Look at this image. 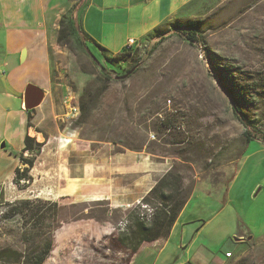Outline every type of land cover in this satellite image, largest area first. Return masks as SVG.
Masks as SVG:
<instances>
[{"label":"rangeland","instance_id":"1","mask_svg":"<svg viewBox=\"0 0 264 264\" xmlns=\"http://www.w3.org/2000/svg\"><path fill=\"white\" fill-rule=\"evenodd\" d=\"M187 14L167 20L140 39L128 38L135 41L130 50L125 42L118 53L109 52L105 60L85 55L75 40L49 47L55 102L49 109L52 114L45 130L30 124L33 132L41 131L43 142H48L44 153L58 159L52 161L53 172L61 165V173L67 170L70 177L81 175L87 165L91 169V156L99 150L103 156L145 153L160 163L162 170L179 173L189 195L195 186L200 190L202 182L215 188L209 196H192L187 206L191 217L205 218L218 209V183L233 173L243 149V128L231 114L223 85L241 88V108L264 131V0H196ZM187 22L197 24L202 46L191 45L172 34L171 24ZM154 33L169 35L145 57ZM88 45L97 55L92 44ZM120 53V58L114 57ZM102 66L112 72L110 82L98 96L90 116L81 123H70L71 119L65 117L67 102L78 106L81 95L87 99L97 94L104 82ZM150 105L158 106L161 114L178 110L177 129L185 137L181 144L166 145L167 151H153L156 155L151 154L150 147L159 144L161 138H169V130L161 137L151 130L157 115L145 111ZM138 140L144 144L140 150L126 146ZM256 146L252 145L251 151ZM81 177L73 181L80 184V188L74 186L79 189L73 195L55 200L59 206L54 224L44 223L45 233L39 240H50L51 249L42 264H130L135 252L126 238L122 212L138 205L142 198L128 207H114L92 193L90 178ZM119 181L133 184L125 176ZM131 191V195H136L137 190ZM68 192L73 193L72 189ZM231 195L237 200L234 212L247 220L253 230L233 244L226 264H264V153L254 154L251 163L242 169ZM244 195L248 201L243 200ZM86 216H105L109 221ZM28 229L16 217L0 219V248L25 250L30 243L25 239L33 233ZM169 248L159 254L158 264H165ZM134 264H149V260L140 253Z\"/></svg>","mask_w":264,"mask_h":264},{"label":"crops","instance_id":"2","mask_svg":"<svg viewBox=\"0 0 264 264\" xmlns=\"http://www.w3.org/2000/svg\"><path fill=\"white\" fill-rule=\"evenodd\" d=\"M79 1L0 0V187L5 201L30 197L55 201L60 197L73 195L80 188V184H74L73 181L83 176V179H91L93 194L103 197L114 204V207H128L147 194L168 171L162 170L161 164L154 162L145 153H107L103 156L99 150L91 156V169L87 165L81 175L70 177L67 170L61 173V165L52 171V161L58 159L44 153L48 142L42 140L38 141L43 142L41 153L37 155L29 171L31 182L23 189L13 183L15 168L23 167L19 156L24 147L25 135L32 137L31 132L42 135L41 131L33 132L34 127L45 130L46 121L52 114L49 109L55 100L50 76L49 47L56 44L59 19L66 10L76 8L79 26L86 36L115 54L123 48L128 38L140 39L169 19L183 15L187 17V12L196 2ZM37 100L39 103L36 106L25 107L38 102ZM71 105L74 104L68 101L65 114L67 118ZM28 116L34 127H27ZM63 138L68 137L64 135ZM252 145H257L253 150L255 153H251ZM262 153L264 144L259 141L248 143L232 178L218 183L221 186L220 190H216L220 192L218 209L205 218L191 217L187 206L193 195L200 193L202 196H209L215 192V188L212 190L209 183L203 182L198 185L200 190L195 186L168 235L143 242L130 264H134L140 253L144 260H149V264H158L159 254L168 247L165 264H226L225 253L230 252L233 244L240 242L246 232L253 230L247 220L234 212L233 204L237 200L232 197L231 190L233 191L242 169L251 163L254 154ZM23 156L30 155L24 152ZM123 176L129 178L134 186L130 181L121 183L119 178ZM68 180L72 182L69 183ZM144 181L149 184L144 185ZM206 184L209 186H204ZM76 185H79L78 189L74 187ZM70 189L73 193L68 192ZM131 189L137 190L136 195H131ZM246 195L243 200L248 201Z\"/></svg>","mask_w":264,"mask_h":264},{"label":"trees","instance_id":"3","mask_svg":"<svg viewBox=\"0 0 264 264\" xmlns=\"http://www.w3.org/2000/svg\"><path fill=\"white\" fill-rule=\"evenodd\" d=\"M171 29L172 34H175L189 44L202 46V35L199 32L197 24L194 22H187L185 24L174 23L171 24ZM168 35V33H154L149 45L145 49V57L150 56V54L164 39H166ZM72 40L78 41L83 53L93 59L99 57L105 60L109 53L106 48L100 46L91 38H88L82 31L77 20L76 8L68 10L60 17L59 28L56 35V43L60 46L66 45ZM88 43L92 44L96 49L97 55L92 53ZM130 49L131 48H128V50ZM120 55H122V53L114 57L118 59L121 57ZM101 70L104 75V82L101 85V88L98 89L95 96L93 95V98L89 96L86 99L83 95L80 96L78 105L79 114L72 124L81 123L90 116L95 108L98 96L106 89L110 82L109 80H111L112 72L106 70L103 66L101 67ZM136 70L137 68L132 73ZM223 88L230 103L231 114L243 128L241 134L243 149L238 156L239 159L250 141H259L264 144V131L255 125L246 112L241 108L239 97L241 88L239 86L233 87L232 85H223ZM145 111L150 115H157L155 121L151 124V130L158 133L159 137H161L165 131L169 130V133L166 135L169 138H161L159 144H154L150 147L151 154L156 155L153 151H167L166 145L181 144L185 140L183 133L177 129L180 125H176V121L179 120L178 110L175 109V112L161 114L162 112H159L158 106L150 105ZM143 118L144 117L141 119ZM142 121H146L145 118ZM26 125L28 128L32 126L30 124V116L27 118ZM147 126L148 125L146 124L144 127L146 128ZM30 134L33 133L31 132ZM33 136L35 137L34 134ZM34 137L25 135L24 147L19 156L23 167L15 168L13 183L17 185L19 189H23L31 182L29 171L33 167L36 156L39 155L43 146V142H37ZM143 145L144 144L141 140H138L135 144H126L131 150H140ZM24 152H28L30 156L24 157ZM183 159L186 160L185 158ZM232 176L233 174L229 179H231ZM188 197L189 191H186L183 187V177L179 175V173H176L174 169H170L156 181L150 191L142 197L138 205L122 212V218L124 223H126V238L130 239L129 247L131 251L136 252L143 242H150L166 237ZM105 205H107V203H105ZM58 206V203L55 201L38 198L17 199L11 202L5 201L3 198V191L0 187V219L12 220V218L16 217L21 220L24 228H29L28 232H33L31 233L32 237L28 236L25 239L26 241L30 240V243L23 251L11 246L1 247L0 264H42L51 249V243L50 240L40 242L39 239L45 233L43 230L45 226L44 223L48 221L54 224L58 212ZM141 206H144L143 209H147L149 214L146 213L147 211L141 209ZM86 217L96 219L93 216ZM98 219L102 222L109 221L106 220L105 216L97 218L96 220Z\"/></svg>","mask_w":264,"mask_h":264},{"label":"built area","instance_id":"4","mask_svg":"<svg viewBox=\"0 0 264 264\" xmlns=\"http://www.w3.org/2000/svg\"><path fill=\"white\" fill-rule=\"evenodd\" d=\"M134 43H135V41L133 39H128L126 41V44H125L126 45V48L132 47ZM78 114H79L78 106L71 105L70 106V115H69V118L71 119L70 120V123L73 122L77 118ZM225 256L226 257H229L230 256V253L229 252H226L225 253Z\"/></svg>","mask_w":264,"mask_h":264},{"label":"bare ground","instance_id":"5","mask_svg":"<svg viewBox=\"0 0 264 264\" xmlns=\"http://www.w3.org/2000/svg\"><path fill=\"white\" fill-rule=\"evenodd\" d=\"M40 92V91H39ZM40 95H42L41 94V92H40ZM38 101V100H37ZM36 103V102H35ZM35 103H32L31 105H28V106H32V105H34ZM36 106V105H35ZM34 134V133H33ZM35 136H36V139H37V141H42L43 140V137L41 136V134L40 133H35L34 134Z\"/></svg>","mask_w":264,"mask_h":264},{"label":"water","instance_id":"6","mask_svg":"<svg viewBox=\"0 0 264 264\" xmlns=\"http://www.w3.org/2000/svg\"><path fill=\"white\" fill-rule=\"evenodd\" d=\"M127 75V74H126ZM126 75H124V76H121L120 78H124ZM39 103V101L38 102H36L34 105H32V106H28V105H26L25 107L26 108H32L33 106H35V105H37ZM1 147H4V144H1Z\"/></svg>","mask_w":264,"mask_h":264}]
</instances>
